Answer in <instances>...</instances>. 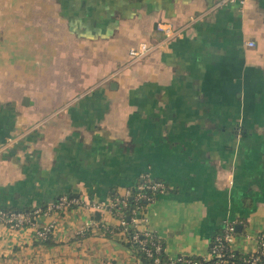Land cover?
<instances>
[{
	"label": "crops",
	"instance_id": "crops-1",
	"mask_svg": "<svg viewBox=\"0 0 264 264\" xmlns=\"http://www.w3.org/2000/svg\"><path fill=\"white\" fill-rule=\"evenodd\" d=\"M165 20L183 34L167 40ZM141 41L154 50L129 62ZM0 102V205L105 201L148 172L170 186L147 208L168 255H206L228 221L242 224L233 247L257 246L264 0H0ZM95 211L39 215L51 245L0 223V264H142L123 232L81 234Z\"/></svg>",
	"mask_w": 264,
	"mask_h": 264
},
{
	"label": "built area",
	"instance_id": "built-area-1",
	"mask_svg": "<svg viewBox=\"0 0 264 264\" xmlns=\"http://www.w3.org/2000/svg\"><path fill=\"white\" fill-rule=\"evenodd\" d=\"M230 0H221L222 2H227ZM197 16L192 15L189 22L192 23ZM159 30H162L165 34L167 40L172 39L177 36H181L184 32V28L177 26L174 22L165 20L159 21L157 24ZM248 45L254 46L256 43L254 40H249ZM155 48V44H151L147 41H141L137 45H133L129 48V62H136L142 60L148 56ZM141 177L146 178V181L138 184V188L141 190L150 189L154 191H159L160 194L166 192V184L163 180L155 179L150 173L145 172ZM131 194L129 189L123 192V195H118L115 197H109L105 201H92L89 199L83 198L81 195H70L69 193L61 194L57 200L49 201L48 204L43 206H38L32 211H16V210H6L0 208V223H4L11 228H17L20 226H32L35 231V237L45 238L47 234L54 230L55 223L54 221L45 222L39 224L37 218L39 215L48 214L52 211H65L77 205H83L85 207L92 208L94 210H105L109 207L112 210L116 209L119 214V221L122 225H126L127 221L124 218L123 210H117L121 205H127V198ZM147 194L143 191L137 193V197H146ZM148 215L147 211L142 205H138L133 209L132 223L136 225L141 232L145 234L144 239H139V232H136L132 238L135 241L141 242L143 245L149 241L148 238L151 235V228L148 226ZM100 221L94 217L91 220V223L88 227H100ZM237 223L235 221H228L224 228L223 233L216 236V242L214 243L210 252L207 253L206 258H216V264H264V231L260 232L257 236V246L248 251H242L233 247V241L235 236L238 235L236 229ZM87 227V228H88ZM85 228V229H87ZM83 229V230H85ZM82 230V231H83ZM154 244L155 250H161V244L157 241H152ZM149 254H152L151 248L145 246ZM235 251H240L246 255L243 258V262H237L233 257L235 256ZM256 253V254H255ZM171 261L175 264H202L199 260L192 259L187 257L184 254H178L176 256H170ZM156 261H159V258H156Z\"/></svg>",
	"mask_w": 264,
	"mask_h": 264
},
{
	"label": "trees",
	"instance_id": "trees-1",
	"mask_svg": "<svg viewBox=\"0 0 264 264\" xmlns=\"http://www.w3.org/2000/svg\"><path fill=\"white\" fill-rule=\"evenodd\" d=\"M241 134L245 135L247 132H245L243 129H241ZM155 179L158 180H163L167 186L166 192L170 189L168 181L164 178H159V177H154ZM146 181V178L140 177L138 180L129 185L125 190L129 189L131 191V194L127 198V205H121V207H118L117 210H123V215L125 220L127 221L126 225H122L119 221L120 217L116 209L112 210L111 208L107 207L105 210H108L113 213L114 217L118 221L116 224H107L101 219V210H96L94 214V218L98 219L100 221L99 225L100 227L104 230V233L112 237L113 233L117 232H123L125 234V239H122V242L130 249L132 254L137 258L138 261H140L142 264H175L174 262L171 261L170 255L167 254L165 250V242L164 240L153 230H151V235L148 238V242L146 245H143L139 241H135L132 236L136 233L139 232V239H144L146 236L141 230L132 223V215H133V209L137 207L138 205H142L145 210L147 211L148 205L153 202L155 199H157L160 195L159 191H152L150 189H144L141 190L138 188V184L141 182ZM124 190V191H125ZM143 191L147 194L146 197H137V193ZM70 195H80L74 192H69ZM118 195H123V192L118 191L113 189L111 191L110 197H115ZM61 195H57L53 200H57ZM48 204V201L42 202L37 205H27L24 207H19V206H3L0 205V208L6 209V210H16V211H32L38 206H43L45 207ZM91 228V227H90ZM89 227L81 232L82 235H87L91 232V229ZM224 228L222 227L219 229L211 238V242L209 245L208 252L212 249L214 243L216 242V236L218 234L223 233ZM240 233V232H239ZM80 235V234H79ZM36 243H43L46 245H51L54 244V238H53V230L50 231L45 238H40V237H35ZM152 241H157L161 244V250L157 251L155 250L154 244H152ZM145 246L150 247L152 254H149L148 251L146 250ZM250 254V253H249ZM249 254H243L240 251H235V256L233 259H235L237 262H243V258L246 257V255ZM256 254V253H255ZM187 257H190L192 259L199 260L202 264H216V258H206V255H187L184 254ZM264 258V255H262ZM156 258H159V261H156ZM260 264V263H257Z\"/></svg>",
	"mask_w": 264,
	"mask_h": 264
},
{
	"label": "water",
	"instance_id": "water-1",
	"mask_svg": "<svg viewBox=\"0 0 264 264\" xmlns=\"http://www.w3.org/2000/svg\"><path fill=\"white\" fill-rule=\"evenodd\" d=\"M116 85H117L116 82H113V83H112V86L115 87ZM0 105H1V102H0ZM241 228H242V224H241V223H238V224L236 225V229H237V230H241Z\"/></svg>",
	"mask_w": 264,
	"mask_h": 264
},
{
	"label": "rangeland",
	"instance_id": "rangeland-1",
	"mask_svg": "<svg viewBox=\"0 0 264 264\" xmlns=\"http://www.w3.org/2000/svg\"><path fill=\"white\" fill-rule=\"evenodd\" d=\"M146 58V57H145ZM144 59V58H143Z\"/></svg>",
	"mask_w": 264,
	"mask_h": 264
}]
</instances>
